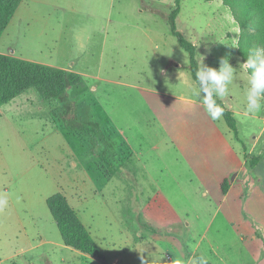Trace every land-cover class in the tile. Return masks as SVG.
<instances>
[{"label": "rangeland", "instance_id": "rangeland-1", "mask_svg": "<svg viewBox=\"0 0 264 264\" xmlns=\"http://www.w3.org/2000/svg\"><path fill=\"white\" fill-rule=\"evenodd\" d=\"M174 0H19L0 54L68 70L75 117L28 89L0 104V264H101L64 245L46 200L69 206L106 264H264V100L246 112L253 47L264 48V0H181L177 30L198 69L229 58L212 120L191 95L188 53L167 21ZM202 56V57H201ZM204 98L201 93L200 99ZM67 101V102H68ZM163 257V258H162ZM162 258V259H161Z\"/></svg>", "mask_w": 264, "mask_h": 264}, {"label": "trees", "instance_id": "trees-1", "mask_svg": "<svg viewBox=\"0 0 264 264\" xmlns=\"http://www.w3.org/2000/svg\"><path fill=\"white\" fill-rule=\"evenodd\" d=\"M180 1L174 0V8L167 16V21L177 43L189 55L190 64L188 69L192 79L199 86V82L196 79L198 66L195 46L187 41L176 27V17L180 10ZM18 4L19 0H0V37L13 17ZM79 81V76L71 71L0 54V104H5L26 90L32 89L41 100H53L62 104L64 119L68 128L79 132H86L93 138L94 143H101L100 139H97L99 134L96 125L78 120L74 115V101H68L67 90L70 88L76 89ZM214 99L217 106L223 109L225 123L236 135V124L231 112L224 107L219 98L214 97ZM46 204L64 245L84 255L95 258L101 264H106L105 256L92 238L90 232L69 206L65 196L61 193H55L47 198ZM197 259L198 261L200 259L198 255ZM207 262L211 264L210 261Z\"/></svg>", "mask_w": 264, "mask_h": 264}, {"label": "clouds", "instance_id": "clouds-1", "mask_svg": "<svg viewBox=\"0 0 264 264\" xmlns=\"http://www.w3.org/2000/svg\"><path fill=\"white\" fill-rule=\"evenodd\" d=\"M204 59L202 57L201 65L196 73L199 87L190 88V92L192 96L196 97L204 105L208 115L215 121L222 117L223 109L217 106L214 97L222 101L228 97L229 86L234 83L236 78V70L230 66L229 58L227 57L220 59L218 71L206 67L203 63ZM241 68L250 72L246 112L255 115L260 112L262 107L260 102L264 100V48L253 46L248 52L247 62L241 65ZM201 93L204 94L202 100L200 99ZM6 207L7 201L0 199V214H3ZM140 259L141 264H148V260L144 257V252L141 253ZM153 264H156V262L153 261ZM172 264H181V262L177 260L172 262ZM190 264H208V262L202 256L199 261L190 262Z\"/></svg>", "mask_w": 264, "mask_h": 264}]
</instances>
